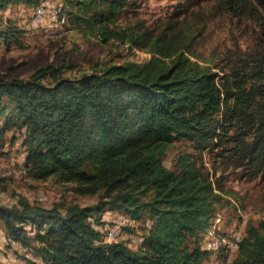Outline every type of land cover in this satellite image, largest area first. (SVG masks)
<instances>
[{
  "label": "trees",
  "instance_id": "trees-1",
  "mask_svg": "<svg viewBox=\"0 0 264 264\" xmlns=\"http://www.w3.org/2000/svg\"><path fill=\"white\" fill-rule=\"evenodd\" d=\"M41 2L0 0V43L18 42L22 33L2 12L23 3L34 15ZM130 2L67 0L76 9L60 8L59 18L76 20L103 42L147 50L148 59L76 76L53 62L29 78L0 72V138L21 134L24 168L34 176L54 174L75 182L80 194L98 195L95 203L75 202L65 211L22 195L16 204L0 203L9 240L43 264H204L216 257L203 246L206 229L231 203L225 177L264 182V0H217L225 16L253 30L207 60L188 47L182 28L156 34L118 24ZM183 140L193 164L185 151L168 166L171 148ZM113 209L143 220L140 248L107 241L109 227L101 233L94 226L93 217ZM233 264H264V216L247 222Z\"/></svg>",
  "mask_w": 264,
  "mask_h": 264
},
{
  "label": "rangeland",
  "instance_id": "rangeland-1",
  "mask_svg": "<svg viewBox=\"0 0 264 264\" xmlns=\"http://www.w3.org/2000/svg\"><path fill=\"white\" fill-rule=\"evenodd\" d=\"M66 1L50 0L54 6L58 5L65 11L76 9L75 4L70 5ZM130 1L119 15L118 24L122 27L137 24L138 30L142 28L156 34L171 33L174 28H182L188 47L204 60L211 57L212 53H222L224 49L236 43H243L245 40L242 34L245 35L246 30H253L252 24L245 25L225 16L215 4L217 0ZM33 10L34 7L21 3L2 12L5 21L9 19L22 31L18 42L12 41L10 45L0 43V72L5 73L7 77L29 78L34 70L50 62L63 65L66 75L76 76L102 68L106 64L140 62L151 56V52L132 47L128 42L115 39L103 42L96 33L86 29L84 25L79 28L76 20L71 18L67 19L66 23H61L62 27L69 29L67 34L56 39L49 37L43 27L30 24ZM65 14H61V17ZM18 133L14 130L8 131L0 138V203L16 204L22 195L31 202L46 207L60 205L65 211L68 205L75 202L82 205L97 202V194H80L76 190L75 182L62 181L54 174L40 178L29 173L24 168L26 148L23 146L21 134ZM185 151L190 154L189 159L193 164L192 149L189 142L183 140L171 148L167 165L171 167L179 154ZM203 160L205 165H211L207 152ZM224 183L231 203L221 206L211 223L220 218L217 223L220 230L230 232L243 220L257 223L263 218L264 182L260 177L240 178L236 174H230L225 177ZM39 193L42 194V198L39 197ZM115 218H121V212L117 209L105 211L101 216L93 217L91 221L103 233ZM138 221L137 227L121 234L125 241H129L135 234L146 233L143 220ZM30 234L34 243L38 244V239H35L37 232L31 230ZM0 247L2 248L0 264H32V261L43 264L40 257L33 251H28L30 248L26 249L21 243L9 240L1 224Z\"/></svg>",
  "mask_w": 264,
  "mask_h": 264
},
{
  "label": "bare ground",
  "instance_id": "bare-ground-1",
  "mask_svg": "<svg viewBox=\"0 0 264 264\" xmlns=\"http://www.w3.org/2000/svg\"><path fill=\"white\" fill-rule=\"evenodd\" d=\"M48 4H49V13H52V15H50L49 24L43 25L40 23V20L36 14V8L39 5L47 6ZM36 8L31 20V25L35 27L38 26L44 27L45 31H47L48 36L55 39L60 38L69 32V29L67 27H62L60 24V23H66V19L59 18L60 8L58 5L54 6L53 3L50 2V0H42V2L39 3L36 6ZM38 195L40 198H42L41 193H39ZM219 219L220 218L216 219L215 223L214 222L211 223L206 229L203 239L204 247L207 249L210 248L211 250H214L216 257L208 260V262H205L204 264H233L235 257H237L238 255L239 244L245 235L247 222L243 220V222L240 224L241 235L239 237L238 247L231 255L233 236L236 232V226L232 230H230V232H228L229 230L221 231L217 225ZM135 222L137 223V221H135L134 219H132L130 216L127 215L121 216L120 219L119 218L113 219L112 223H110V225L108 226L109 227L108 231L106 230L107 231L106 240L114 241V240L124 239L123 237H121V234H124V232L127 231V230L125 231V228L132 227L134 224H136ZM147 225H149L148 221H147ZM142 243H143V237L141 235H139V238H135V243H131V237H130V244L132 245L131 247L138 249L140 248ZM0 258H1V250H0Z\"/></svg>",
  "mask_w": 264,
  "mask_h": 264
},
{
  "label": "built area",
  "instance_id": "built-area-1",
  "mask_svg": "<svg viewBox=\"0 0 264 264\" xmlns=\"http://www.w3.org/2000/svg\"><path fill=\"white\" fill-rule=\"evenodd\" d=\"M36 14H37V16H38L41 24H43V25H48L49 24V22H50V15H52V13H49V4L47 6H40L39 5L36 8ZM57 32H59V31H57ZM240 224L241 223H239L236 226V232H235V234L233 236V243H232V252H231V255L236 250V248L238 247L239 237L241 235ZM138 225H139V221L137 219V226ZM113 232H114V229H113ZM135 238H139V234H135V235L131 236V243H135ZM1 249L2 248L0 247V250ZM208 249H210V248H208Z\"/></svg>",
  "mask_w": 264,
  "mask_h": 264
}]
</instances>
